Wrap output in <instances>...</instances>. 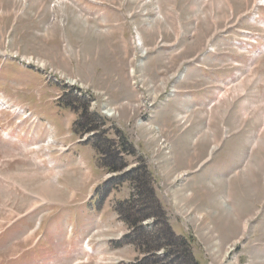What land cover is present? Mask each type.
I'll return each instance as SVG.
<instances>
[{
	"label": "rangeland",
	"instance_id": "1",
	"mask_svg": "<svg viewBox=\"0 0 264 264\" xmlns=\"http://www.w3.org/2000/svg\"><path fill=\"white\" fill-rule=\"evenodd\" d=\"M192 256L264 264V0H0V264Z\"/></svg>",
	"mask_w": 264,
	"mask_h": 264
},
{
	"label": "trees",
	"instance_id": "2",
	"mask_svg": "<svg viewBox=\"0 0 264 264\" xmlns=\"http://www.w3.org/2000/svg\"><path fill=\"white\" fill-rule=\"evenodd\" d=\"M76 132L79 133V129H76ZM80 132H82V131H80ZM93 145H94L95 149L98 152H101V145L99 143H94ZM135 203H136V199H135V192H134L132 194V197H131L130 201L129 200L128 201L127 200L123 201V202L119 203L116 206V212L119 215V218L129 226V228L131 230L130 234L135 232L137 229H141L142 228L141 227V223H140L141 222L140 219H134L133 217H131L130 212L128 210L129 207H131V206L134 207ZM128 204H129V206H128ZM125 211H127V212H125ZM130 234L127 237L128 240L129 241L130 240H134L135 245L139 246V244L141 243V240L139 239V236H135L134 234L130 235ZM191 260H192L191 264H193L195 262L194 261L195 259L193 258V256H192Z\"/></svg>",
	"mask_w": 264,
	"mask_h": 264
},
{
	"label": "bare ground",
	"instance_id": "3",
	"mask_svg": "<svg viewBox=\"0 0 264 264\" xmlns=\"http://www.w3.org/2000/svg\"><path fill=\"white\" fill-rule=\"evenodd\" d=\"M59 4H60V3H59ZM140 46H142V45H141V42H140V40H139V42H137V48H140ZM19 110H21V109H19ZM23 117H24V116H23ZM23 117H22V118H23ZM27 119H28V118L25 117L23 121H25V120H27ZM161 132H162V131H161ZM4 135H6V133H4ZM42 146H43V144L38 145V146H36L35 148H32L31 150L38 149V151H40L41 148H42ZM44 146H45V145H44ZM48 146H51V143H50V142H48ZM34 151H37V150H34ZM47 182H48V181H47ZM84 248H86V251H87V252H92V249H91L89 243L86 244Z\"/></svg>",
	"mask_w": 264,
	"mask_h": 264
}]
</instances>
